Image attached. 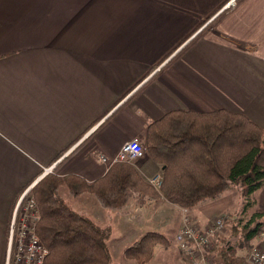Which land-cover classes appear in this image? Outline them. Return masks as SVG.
Segmentation results:
<instances>
[{
  "label": "crops",
  "instance_id": "obj_1",
  "mask_svg": "<svg viewBox=\"0 0 264 264\" xmlns=\"http://www.w3.org/2000/svg\"><path fill=\"white\" fill-rule=\"evenodd\" d=\"M228 1L0 0V264L13 203L44 169L92 183L177 111L225 110L264 128V0L222 10ZM133 166L161 181L146 155ZM253 202L264 210V187ZM192 210L160 200L95 212L111 257L124 258L136 232L176 222V237Z\"/></svg>",
  "mask_w": 264,
  "mask_h": 264
},
{
  "label": "trees",
  "instance_id": "obj_2",
  "mask_svg": "<svg viewBox=\"0 0 264 264\" xmlns=\"http://www.w3.org/2000/svg\"><path fill=\"white\" fill-rule=\"evenodd\" d=\"M143 148L163 168L158 188L142 180L133 166L136 161L115 163L92 183L54 172L34 185L31 192L39 215L36 235L48 252L43 264H112L108 230L71 210L62 200L61 188L70 197L91 195L103 210L120 212L130 201L142 206L160 200L189 210L215 199L231 185L239 187L244 200L264 187V128L240 114L225 110L166 114L147 127ZM236 221L233 230H238L241 242L216 249L220 264H247L237 250L250 247L264 226V210L256 209L248 220L241 216ZM168 244L161 233L147 232L123 256L134 264H149L154 248Z\"/></svg>",
  "mask_w": 264,
  "mask_h": 264
},
{
  "label": "built area",
  "instance_id": "obj_3",
  "mask_svg": "<svg viewBox=\"0 0 264 264\" xmlns=\"http://www.w3.org/2000/svg\"><path fill=\"white\" fill-rule=\"evenodd\" d=\"M237 0H229L222 10L235 7ZM145 156L144 148L139 139H132L122 145L119 152L108 165L122 162H133ZM105 163L106 159L102 158ZM54 166L44 169L41 177L25 188L18 196L9 224L7 246L4 264H43L48 254L47 249L36 235V210L35 202L30 195L34 185L46 175L52 173ZM159 185L157 178L151 181ZM35 212V213H34ZM224 219L215 218L199 229L190 222L189 217H184L182 227L176 234L175 242L179 250L184 253L189 264H212V240L224 230ZM187 259V258H186ZM248 264H264V226L257 234L252 248L246 256Z\"/></svg>",
  "mask_w": 264,
  "mask_h": 264
},
{
  "label": "rangeland",
  "instance_id": "obj_4",
  "mask_svg": "<svg viewBox=\"0 0 264 264\" xmlns=\"http://www.w3.org/2000/svg\"><path fill=\"white\" fill-rule=\"evenodd\" d=\"M256 193L257 192L253 193L248 199L244 200V198H242L239 187L236 185H231L228 190H226L223 194L219 195L215 199L206 200L205 202H203L202 205H198L200 207H196V209L192 208L193 210L190 209L192 211H188V214L191 215L189 216L190 222L193 225H196L199 229L205 227L208 224V222H210L215 218L224 219V225H223L224 230H221L218 236H216L211 243L213 248V256H214L211 259L212 264H220V262H218L219 260H217L216 258L217 248L225 249L228 246L232 247L238 244V242H241L237 240L236 237L238 235V230H233V228L237 224L236 220L240 219L241 216H243L245 220H248L251 217V215L254 213V211L257 209L256 203L253 202ZM30 195L34 199L32 192L30 193ZM60 195L62 197V200L71 210L76 212L79 211L77 213H80L84 217H87L88 219L94 221V223H96L99 227H104L103 223L99 224L100 222L96 220L98 218V215H96L97 213L95 211L99 210L100 207L98 206L93 196L90 195L89 197L87 194H84L78 199L73 198L67 194L65 188H61ZM86 199H88L87 203L84 201ZM15 203L16 202L13 203L11 212H13ZM94 206L96 209H94ZM197 208H200V211H198L199 209ZM35 210H36L35 212L37 219H39L36 203H35ZM192 212L197 213L198 215V216L196 215L197 218H194L192 216ZM175 218L178 219V216ZM176 225H177L176 222H174L173 224L168 225V228L164 227V229L161 228V230H158L159 233H161L165 238H167L169 244L157 245L154 248L153 257L149 264H184L183 260L185 261V264H189L188 257L179 250L177 244L174 241ZM181 227H182V223L180 225V228ZM147 231H150V229H141L139 232H136L134 235L137 234L136 237H138L139 235L142 234L143 236L145 233H147ZM253 244L254 242L252 243L250 242L249 248L242 249L240 251L237 250V256H242L246 258ZM120 249H122L121 246ZM119 252L118 251L112 252V264H134L132 261L123 258L122 255L118 257Z\"/></svg>",
  "mask_w": 264,
  "mask_h": 264
}]
</instances>
